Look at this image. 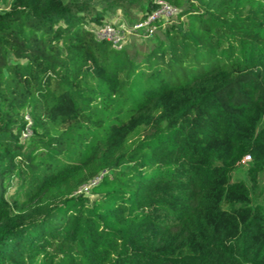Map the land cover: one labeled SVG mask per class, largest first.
Wrapping results in <instances>:
<instances>
[{
  "label": "trees",
  "instance_id": "1",
  "mask_svg": "<svg viewBox=\"0 0 264 264\" xmlns=\"http://www.w3.org/2000/svg\"><path fill=\"white\" fill-rule=\"evenodd\" d=\"M165 1L0 0V264H264V0Z\"/></svg>",
  "mask_w": 264,
  "mask_h": 264
},
{
  "label": "built area",
  "instance_id": "2",
  "mask_svg": "<svg viewBox=\"0 0 264 264\" xmlns=\"http://www.w3.org/2000/svg\"><path fill=\"white\" fill-rule=\"evenodd\" d=\"M155 8L144 19L130 23L125 18H117L105 23L94 30L98 40L108 41L114 48L122 49L126 46V34L137 35L143 38L152 37L157 30V23L173 19L177 15V9L165 0H154ZM121 28H124L123 31ZM29 131L24 134L28 136ZM249 161V157L245 161ZM81 191L89 192V186H84Z\"/></svg>",
  "mask_w": 264,
  "mask_h": 264
},
{
  "label": "rangeland",
  "instance_id": "3",
  "mask_svg": "<svg viewBox=\"0 0 264 264\" xmlns=\"http://www.w3.org/2000/svg\"><path fill=\"white\" fill-rule=\"evenodd\" d=\"M70 0H65V2H69ZM78 1L80 3H88L90 6L93 8L97 9H103L104 6L108 4V1L110 0H74ZM117 2H121L125 4V7L121 8H116L113 10V13H110L108 11H105L106 13V18H105V23H108L110 21H113L117 18H125L126 21H130V19H138L140 18L139 16L141 15V7H145L146 4L148 3L149 0H140L137 2L135 6H128L129 0H116ZM128 10L129 12V17H126L124 14ZM173 19H170L168 21H164V25L169 24L172 22ZM127 21V22H128ZM104 23V24H105ZM124 28H121L123 31ZM125 30V29H124ZM154 39L146 41L145 38L137 35H132L129 37V35L126 34V49L128 51L134 52L136 49H145L148 47V45H151L153 43ZM248 165V160L244 161L243 165L240 166V168L234 173L233 175V180L238 181V180H244L247 182V176H246V169ZM16 185L17 182L14 180L12 186L10 187V195H13V193L16 191ZM89 193V192H86ZM253 198H254V204L256 205H262L264 206V174L260 177L259 181V188L253 192Z\"/></svg>",
  "mask_w": 264,
  "mask_h": 264
}]
</instances>
